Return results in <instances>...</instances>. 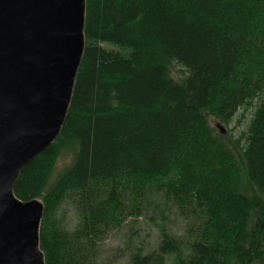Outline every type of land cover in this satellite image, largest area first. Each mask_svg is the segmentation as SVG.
Listing matches in <instances>:
<instances>
[{
    "label": "trees",
    "instance_id": "16d2710c",
    "mask_svg": "<svg viewBox=\"0 0 264 264\" xmlns=\"http://www.w3.org/2000/svg\"><path fill=\"white\" fill-rule=\"evenodd\" d=\"M85 34L62 132L15 187L44 202L46 264H101L104 238L155 194L191 235L163 230L128 264H264V0H87ZM253 106L237 137L218 127ZM67 148L74 161L52 182Z\"/></svg>",
    "mask_w": 264,
    "mask_h": 264
},
{
    "label": "water",
    "instance_id": "95a60500",
    "mask_svg": "<svg viewBox=\"0 0 264 264\" xmlns=\"http://www.w3.org/2000/svg\"><path fill=\"white\" fill-rule=\"evenodd\" d=\"M86 16L87 0H0V264H46L44 202L21 200L15 187L62 132L85 53Z\"/></svg>",
    "mask_w": 264,
    "mask_h": 264
},
{
    "label": "rangeland",
    "instance_id": "374dc122",
    "mask_svg": "<svg viewBox=\"0 0 264 264\" xmlns=\"http://www.w3.org/2000/svg\"><path fill=\"white\" fill-rule=\"evenodd\" d=\"M181 67H174V73ZM255 111V106L243 108L235 117L231 125H225L227 134L237 137L247 128L248 119ZM245 115V116H244ZM212 119V122H215ZM75 152L67 148L59 157L52 182H55L74 161ZM150 200L145 213L138 218H131L121 227L112 230L100 244L101 264H128L134 250L149 252L156 249L162 239L163 230L169 231L177 238L187 240L191 235L192 225L190 221L170 202L155 194ZM59 218L68 229H74L80 223V216L74 204L67 200L60 208ZM173 262V260H171Z\"/></svg>",
    "mask_w": 264,
    "mask_h": 264
}]
</instances>
